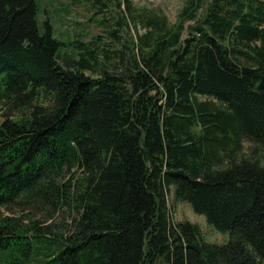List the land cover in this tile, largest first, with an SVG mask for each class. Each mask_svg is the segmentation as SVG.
Wrapping results in <instances>:
<instances>
[{
  "label": "trees",
  "instance_id": "trees-1",
  "mask_svg": "<svg viewBox=\"0 0 264 264\" xmlns=\"http://www.w3.org/2000/svg\"><path fill=\"white\" fill-rule=\"evenodd\" d=\"M37 12L0 0V264H264V0L131 9L113 58Z\"/></svg>",
  "mask_w": 264,
  "mask_h": 264
},
{
  "label": "rangeland",
  "instance_id": "rangeland-1",
  "mask_svg": "<svg viewBox=\"0 0 264 264\" xmlns=\"http://www.w3.org/2000/svg\"><path fill=\"white\" fill-rule=\"evenodd\" d=\"M38 7L37 21L46 20L51 34L61 42L59 52L62 55L77 57V41L92 42L98 36V42L107 55L122 49L129 39H134L136 28L129 17L131 9H155L164 14L169 22L175 19L182 0H35ZM104 5H100V3ZM127 4V6H126ZM118 21L120 22L118 24ZM115 31V36L108 33ZM126 42V43H125ZM115 55H112L113 58ZM89 73V72H86ZM169 219L172 223L187 220L199 226L202 237L211 243L222 244L227 239L226 232H219L206 224L203 215L194 213L190 206L180 200H174L172 192L167 194Z\"/></svg>",
  "mask_w": 264,
  "mask_h": 264
}]
</instances>
